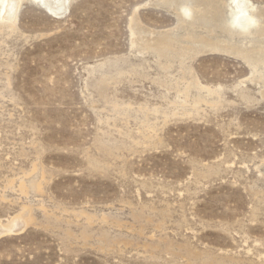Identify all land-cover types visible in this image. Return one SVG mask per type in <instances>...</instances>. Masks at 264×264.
I'll use <instances>...</instances> for the list:
<instances>
[{"label": "rangeland", "instance_id": "obj_1", "mask_svg": "<svg viewBox=\"0 0 264 264\" xmlns=\"http://www.w3.org/2000/svg\"><path fill=\"white\" fill-rule=\"evenodd\" d=\"M182 1L0 25V264H264V0Z\"/></svg>", "mask_w": 264, "mask_h": 264}, {"label": "bare ground", "instance_id": "obj_2", "mask_svg": "<svg viewBox=\"0 0 264 264\" xmlns=\"http://www.w3.org/2000/svg\"><path fill=\"white\" fill-rule=\"evenodd\" d=\"M39 4H41L43 7L46 8V10L49 12V14L57 17L63 16V14L67 11L69 7L70 0H36ZM21 0H0V20L4 21L1 22L0 25H5L9 27H13L14 21L16 19V15L18 14V8ZM186 1H182L180 3V12L178 16L179 22H182L185 19H191L194 17V14H187V6H182V4L185 5ZM178 3V2H177ZM215 7V6H213ZM229 7V14L223 15L224 11L221 9V11L215 12V16L219 20V27L223 28L224 30L232 31L235 30L237 32H246L251 33L252 25L253 23H257V20L255 19L256 16L253 13V10L255 9L254 5L250 0H230L228 3ZM44 8V9H45ZM214 17V16H213ZM6 21V22H5ZM168 40L164 37L157 38L153 43L146 45H157L159 46V50H162V46L168 45ZM214 41V42H212ZM223 44L222 41L218 40H210L207 39V42H204L202 46L196 51L199 52L203 48H209V50H219V51H225V52H232L230 48H228L226 45ZM237 54L244 55L243 52L236 50L234 51ZM244 57V56H243ZM21 222V221H20ZM8 230V229H7ZM0 231H2L0 226ZM6 231V230H5Z\"/></svg>", "mask_w": 264, "mask_h": 264}, {"label": "clouds", "instance_id": "obj_3", "mask_svg": "<svg viewBox=\"0 0 264 264\" xmlns=\"http://www.w3.org/2000/svg\"><path fill=\"white\" fill-rule=\"evenodd\" d=\"M252 26H253V28H254V27H256V26H257V24L254 22Z\"/></svg>", "mask_w": 264, "mask_h": 264}]
</instances>
